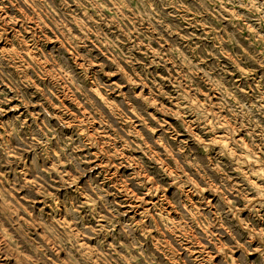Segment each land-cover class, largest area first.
I'll list each match as a JSON object with an SVG mask.
<instances>
[{
    "label": "rangeland",
    "instance_id": "rangeland-1",
    "mask_svg": "<svg viewBox=\"0 0 264 264\" xmlns=\"http://www.w3.org/2000/svg\"><path fill=\"white\" fill-rule=\"evenodd\" d=\"M0 264H264V0H0Z\"/></svg>",
    "mask_w": 264,
    "mask_h": 264
},
{
    "label": "bare ground",
    "instance_id": "bare-ground-1",
    "mask_svg": "<svg viewBox=\"0 0 264 264\" xmlns=\"http://www.w3.org/2000/svg\"><path fill=\"white\" fill-rule=\"evenodd\" d=\"M28 48V47H27ZM28 50V49H27ZM244 167V166H243ZM148 198V197H147ZM183 235V234H182ZM220 249V248H219Z\"/></svg>",
    "mask_w": 264,
    "mask_h": 264
}]
</instances>
